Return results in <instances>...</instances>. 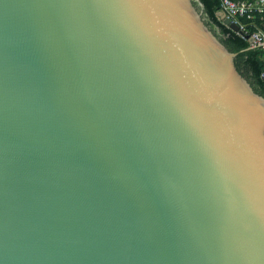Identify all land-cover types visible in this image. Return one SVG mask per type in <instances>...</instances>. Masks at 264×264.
I'll use <instances>...</instances> for the list:
<instances>
[{
  "label": "water",
  "instance_id": "1",
  "mask_svg": "<svg viewBox=\"0 0 264 264\" xmlns=\"http://www.w3.org/2000/svg\"><path fill=\"white\" fill-rule=\"evenodd\" d=\"M201 9L0 0V264H264V96Z\"/></svg>",
  "mask_w": 264,
  "mask_h": 264
},
{
  "label": "trees",
  "instance_id": "2",
  "mask_svg": "<svg viewBox=\"0 0 264 264\" xmlns=\"http://www.w3.org/2000/svg\"><path fill=\"white\" fill-rule=\"evenodd\" d=\"M199 1L202 4L201 11L205 24L216 34L230 52L236 54L234 65L237 71L249 81L252 89L257 94L264 96V79L261 78V74L264 73V50L259 47L252 48L245 37L232 32L229 28L222 25V21L218 16L221 0ZM232 1L238 2L243 0ZM262 17L260 15L256 16L254 22L257 25L264 24V15ZM242 22L247 24V21L244 19Z\"/></svg>",
  "mask_w": 264,
  "mask_h": 264
},
{
  "label": "built area",
  "instance_id": "3",
  "mask_svg": "<svg viewBox=\"0 0 264 264\" xmlns=\"http://www.w3.org/2000/svg\"><path fill=\"white\" fill-rule=\"evenodd\" d=\"M225 14L232 23L238 26V34L251 39L250 46L252 48L259 47L264 50V24L257 25L254 21L256 16L263 18L264 15V0H221L220 11ZM247 21L244 24L242 20ZM260 20V18H259ZM264 79V73L261 74Z\"/></svg>",
  "mask_w": 264,
  "mask_h": 264
}]
</instances>
